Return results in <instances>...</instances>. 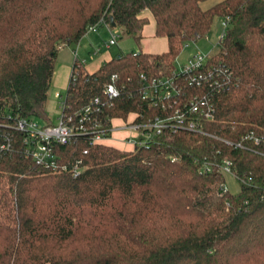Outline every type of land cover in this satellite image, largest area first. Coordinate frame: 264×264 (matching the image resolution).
I'll list each match as a JSON object with an SVG mask.
<instances>
[{
    "label": "trees",
    "instance_id": "16d2710c",
    "mask_svg": "<svg viewBox=\"0 0 264 264\" xmlns=\"http://www.w3.org/2000/svg\"><path fill=\"white\" fill-rule=\"evenodd\" d=\"M204 1L0 0V264H264V0ZM146 11L168 49L122 51L94 71L75 57L60 116L76 125L83 116L87 132L56 145L57 169L37 163L16 124H53L59 50L102 18L140 45ZM225 16L230 26L208 63L218 81L178 80L189 96L213 102L208 134L165 130L133 148L91 142L95 129L131 113L165 115L143 98L141 74H176L183 46ZM113 75L119 92L109 96ZM251 132L260 143L244 139ZM226 158L238 193L221 187Z\"/></svg>",
    "mask_w": 264,
    "mask_h": 264
},
{
    "label": "built area",
    "instance_id": "2783aa9c",
    "mask_svg": "<svg viewBox=\"0 0 264 264\" xmlns=\"http://www.w3.org/2000/svg\"><path fill=\"white\" fill-rule=\"evenodd\" d=\"M230 21V16L222 18L223 30L218 42L225 38ZM101 23L109 27L108 23L102 18L98 23L88 27L87 34L96 32ZM204 37H208V34ZM116 43L117 38L113 35L105 46L110 48ZM101 49V46H97L93 55L100 53ZM210 55L198 54L193 56L181 68L176 67V74L168 77L150 79L146 74L142 73L141 79L145 84L142 93L143 98L150 99L154 105H160L166 114L144 117L142 113H131L127 119H120L123 123L117 126L118 129L134 131V135L125 136L120 141L131 146L129 148H133L138 144L147 143L154 136L163 133L165 130H169L172 133L185 130L208 134L204 129V122L214 117L215 108L213 102L206 96L198 94L193 97L189 96L184 91L183 86L178 83V80L180 75L189 76L191 74V78H187L188 82L195 83L198 86L213 85L215 81H218L221 72L214 65H208ZM78 56L79 53L76 51V57ZM79 59L84 63L87 61L86 58ZM116 78V75H113L112 82L106 87V92L109 96H116L119 92L114 82ZM56 96L61 98L62 95L57 92ZM94 101H99V98L96 97ZM63 104L64 100L61 101V106ZM89 111L90 106H87L85 113ZM84 119L83 116L80 117V125H76L73 116H59V123L40 126L34 118L21 117L17 120L16 128L23 134L26 154L41 165L57 169L59 163L56 145L70 142L74 136L86 133L87 130L82 124ZM114 127L113 123V127L109 131L105 128L95 129L91 142H107V140L113 138ZM244 139H251L256 144L261 141V138L253 132L245 135ZM236 145L243 146L241 143H236ZM210 169V165L206 167V170ZM220 169L225 174L233 173L232 161L228 158L224 159L220 164ZM221 187L222 189L227 188L225 182L221 184Z\"/></svg>",
    "mask_w": 264,
    "mask_h": 264
},
{
    "label": "rangeland",
    "instance_id": "374dc122",
    "mask_svg": "<svg viewBox=\"0 0 264 264\" xmlns=\"http://www.w3.org/2000/svg\"><path fill=\"white\" fill-rule=\"evenodd\" d=\"M219 1L220 0H206L202 3V5L204 8H208ZM144 14L149 16L150 22L144 28L143 38L140 45L133 37L127 35L122 36L121 29L119 27L110 28L108 26H103L100 27L96 32L89 33V36L85 35L81 39V41H83V45L72 42L70 44L64 45L59 50L56 59V70H58L60 73L59 75L57 73V77H54V80L50 86L47 106V113L53 124L59 123V116L61 114V101L64 100L67 92L72 65L76 57V51L79 53V58L87 59L86 66L89 70L93 71L98 68L97 65L100 59L109 60L113 56L117 55V53L122 51H138L141 49L151 53H161L168 49L167 38L156 35L155 20L152 14L149 11H146ZM222 30V19L220 17H216L211 30L208 33V37H202L196 41H189L186 43L174 61L175 66L177 68H181L188 63L190 58L195 55L203 54L207 56L211 53H214V51L217 49V42L220 38ZM113 35L116 36L117 43L108 48L105 46V44L109 42ZM90 39H92L94 43H97L98 46L102 47L100 53L96 55L89 53L88 49H93L92 45L88 43ZM110 55H112V57L107 59ZM57 92L61 93V98L56 96ZM34 119L40 126L48 123V121L43 117H36ZM113 123L115 126L114 131L112 132L113 138L107 140V143L113 144L115 146H123L122 148L129 147V145L123 143L120 141V139L124 138L125 136L134 135V131L130 132L129 130L118 129L117 126H120L123 123V121L120 119H115ZM225 185L231 193H238L241 187L238 178L233 173L226 174Z\"/></svg>",
    "mask_w": 264,
    "mask_h": 264
},
{
    "label": "crops",
    "instance_id": "0c3cea01",
    "mask_svg": "<svg viewBox=\"0 0 264 264\" xmlns=\"http://www.w3.org/2000/svg\"><path fill=\"white\" fill-rule=\"evenodd\" d=\"M154 18V17H153ZM155 20V19H154ZM145 28V27H144ZM143 32H144V29H143ZM87 36H89V34L87 35ZM89 44H91L92 45V47H93V49L91 48H89L88 49V51H89V53H91L92 55H93V53H94V50H95V48L98 46V44L97 43H94V41H92V39H90L89 40V42H88ZM79 44L80 45H83V41H80L79 42ZM147 52V51H146ZM118 54V53H117ZM110 57H112V55H110L107 59H109ZM102 59H100V61H99V63H98V67H100L101 66V64L106 60V59H103L102 61H101ZM68 67H69V65H68ZM87 67V66H86ZM88 69V68H87ZM89 70V69H88ZM96 70V69H95ZM89 71H91V70H89ZM94 71V70H93ZM57 73H58V75H59V71L58 70H56V68H55V72H54V77L56 78L57 77ZM54 77H53V80H54ZM53 82V81H52ZM119 147H123V146H119ZM130 147V146H129ZM129 147H126V148H129Z\"/></svg>",
    "mask_w": 264,
    "mask_h": 264
},
{
    "label": "water",
    "instance_id": "95a60500",
    "mask_svg": "<svg viewBox=\"0 0 264 264\" xmlns=\"http://www.w3.org/2000/svg\"><path fill=\"white\" fill-rule=\"evenodd\" d=\"M110 20H111V24H112V26H115L116 24H115V22H114V20H113V17H110Z\"/></svg>",
    "mask_w": 264,
    "mask_h": 264
}]
</instances>
